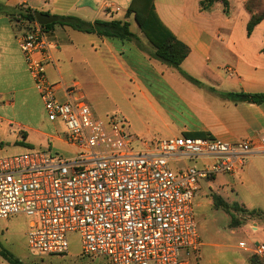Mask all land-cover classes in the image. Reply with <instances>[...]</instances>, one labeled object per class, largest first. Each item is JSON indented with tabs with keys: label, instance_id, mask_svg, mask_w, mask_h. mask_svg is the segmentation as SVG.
<instances>
[{
	"label": "built area",
	"instance_id": "obj_1",
	"mask_svg": "<svg viewBox=\"0 0 264 264\" xmlns=\"http://www.w3.org/2000/svg\"><path fill=\"white\" fill-rule=\"evenodd\" d=\"M17 25L47 118L63 121L62 141L78 154L64 159L44 150L0 159V219L29 217L28 245L40 256L66 255L68 234L78 232L83 255L107 264H190L179 252L199 247L193 208L199 180L235 177L248 160L264 159V134L236 142L175 137L134 150L121 121L96 118L74 99L75 87L59 99L60 85L47 76L57 42L36 21ZM182 161L204 163L173 171ZM252 252L264 258V244Z\"/></svg>",
	"mask_w": 264,
	"mask_h": 264
},
{
	"label": "rangeland",
	"instance_id": "obj_2",
	"mask_svg": "<svg viewBox=\"0 0 264 264\" xmlns=\"http://www.w3.org/2000/svg\"><path fill=\"white\" fill-rule=\"evenodd\" d=\"M258 4L264 9V0H260ZM207 12H211V17L208 16L210 18L207 22L203 21L204 27L210 33L222 29V34L216 38L206 54H201L197 64L183 62L179 69L162 64L149 56V52H152L151 45L142 34L133 15L129 18L130 29L139 38L135 45L141 49L137 53L141 57L132 58L134 61L129 65L124 63L118 65L105 57L104 48L95 53L87 45L88 42H80L84 45L79 48L78 56H75V50H70L73 57V64H71L73 74L76 76L74 79L82 84L87 97L84 99L85 102L96 118L106 123L112 118L121 121L120 125L127 136L135 139L131 145L134 150H141L146 145L156 146L165 139L185 137L175 128L182 122H175L173 128H165L166 124L171 123L172 118L177 117V120L186 121L189 118L188 114L193 118L194 115L199 118L204 116L202 105L206 102L204 103V99L192 96L186 91V87L191 86L196 90H202L204 85H213L216 88H211L212 92L228 99L225 96L228 93L218 88L230 80L236 82L238 76L246 80L245 74L242 76L235 71L236 57L225 50L228 48L227 45L233 47V44L222 42L221 39L223 35L230 36V32L226 30L233 27V36L236 39L234 43L238 45L237 48L245 54V57L257 54L264 43V22L256 28L253 36L248 37L246 34L247 12L240 9L237 0L232 1L229 12H226L224 6L219 3ZM226 17H230V24L225 22ZM22 31L21 28L18 33L21 34ZM119 45L125 51L132 47L127 41L120 42ZM131 53L135 54L133 50ZM66 55L68 52L63 51V56ZM206 58L209 60L207 61ZM231 74L236 77L231 79ZM207 79L211 80L210 83ZM74 91L76 94V87ZM234 91L241 92L239 88ZM53 124V133L56 136L62 137L66 134L62 120H57ZM10 129L12 131L4 132L6 136L0 132V150L4 151L0 159L44 150H50L54 155L64 159L78 154L76 148L63 142L54 140L49 142L37 136L33 140L34 147L22 146L14 142L16 128ZM203 163L182 161L173 166V171H175L174 167L199 168ZM198 185L199 191L193 208L199 247L196 251L181 250L180 259H187L190 264H240L242 259L247 257L250 264H264V258L255 256L252 252L254 245L264 244V241L260 238V233L254 235L249 229L252 222L264 220V197L259 193V187L262 190L261 185L256 181L251 182L250 179L242 180L239 176L229 177L222 174L217 175L213 180H199ZM214 196H220L231 206H244L243 210L255 211L257 214L251 215L241 210L228 213L223 208L215 206ZM232 217L240 224L239 227L232 228ZM30 223L31 219L22 214L5 220L0 219V264H9L2 256L3 254H10L23 264L108 263V259L104 257L83 255L78 232L68 234L69 251L66 255L40 256L28 245L27 234ZM242 244L245 247H241Z\"/></svg>",
	"mask_w": 264,
	"mask_h": 264
},
{
	"label": "crops",
	"instance_id": "obj_3",
	"mask_svg": "<svg viewBox=\"0 0 264 264\" xmlns=\"http://www.w3.org/2000/svg\"><path fill=\"white\" fill-rule=\"evenodd\" d=\"M201 1L203 0H154L153 3L157 15L166 27L180 41L189 46L190 55L184 62L189 61L194 64H197L201 54H206L216 38L222 34V29L210 33L204 27L203 23L209 20L211 12L201 11ZM228 1L231 9L234 0ZM237 2L240 4V9L245 11L244 6L247 0H237ZM132 3L133 0H0V5L10 10L21 8L58 18L76 17L88 23L98 20L130 23L129 18L132 15L128 16L127 12ZM246 19L248 23L250 19L248 14ZM199 22H202L201 25ZM225 22L230 24V17H226ZM21 28L22 26L17 25V22H12L9 16L0 15V132L4 135L5 131L11 130L10 128H16L14 142L22 146L34 147L33 140L37 137L49 142L52 140L63 142L61 136L53 133L54 124L47 118L42 100L20 50L18 32ZM226 31L230 32V36L223 35L221 41L233 44V47L227 45L228 48L225 50L236 57L235 71L242 76L245 74L246 80H243L241 76L237 78L231 74L230 78L236 77L237 81L230 80L218 89L225 93L237 92L234 91L237 88L252 94L264 93V54L261 53L264 43L259 48V53L245 57V54L237 48L238 45L234 43L236 39L233 36V27L227 28ZM49 32L52 40L57 41L58 46L53 51V62L47 68V76L51 83L60 85L58 97L63 101L67 100L65 90L72 87H76L74 99H87L81 82L74 79L76 76L73 74L74 70L71 65L73 57H71L70 50H75V56H78L79 48L84 45L80 42H88L87 45L95 53L104 48V56L118 65H123V63L129 65L134 61L132 58L141 57L137 55L141 49L135 45L139 41L138 37L136 41H127L133 48L129 47L125 51L119 45L120 42H124L121 40L79 33L59 25ZM132 50L135 54L131 53ZM63 51H67L68 55L63 56ZM146 58L149 59L148 56ZM206 60L208 61L209 58ZM207 80L210 83L211 80ZM211 88L216 87L204 85L202 90H196L191 86L186 87L188 93L206 102L202 105L204 116L199 118L194 115L193 118L188 114L189 118L186 121L177 120L175 117L171 119V123L165 125V128H173L175 122H182L175 127L179 134L205 132L211 137L227 142H236L248 139L255 134H264V104L256 105L224 99L212 92ZM3 152L0 150V155ZM237 176L242 180L250 179L251 182H258L262 188L261 190L259 187V193L264 197V159L248 160L244 170ZM249 229L254 235L260 233V238L264 241V220L252 222ZM248 259L244 257L240 264H250Z\"/></svg>",
	"mask_w": 264,
	"mask_h": 264
},
{
	"label": "trees",
	"instance_id": "obj_4",
	"mask_svg": "<svg viewBox=\"0 0 264 264\" xmlns=\"http://www.w3.org/2000/svg\"><path fill=\"white\" fill-rule=\"evenodd\" d=\"M260 0H247L245 3V11L250 16L246 25V34L251 37L256 28L264 22V9L259 5ZM154 0H133L132 6L129 8L127 15L134 16V20L138 24L142 34L145 36L151 45L152 52L150 57L165 64L169 67L179 69L182 63L190 55V48L188 45L180 41L177 36L161 21L156 13L154 7ZM216 3H221L226 12H229L230 3L228 0H203L200 3L201 11H209ZM36 12L17 8L10 10L0 5V15H7L12 22H34ZM59 24L61 27L70 28L74 31L97 35L98 37L107 39H116L121 41L133 42L137 40V36L131 31V24L122 21H95L94 23L84 22L76 17H61L56 24L45 26L47 30H51ZM148 53V54H149ZM264 54V47L261 49ZM185 75V74H184ZM188 77L191 81L195 82L192 78ZM228 99L234 102H242L249 104L261 105L264 104V93H247L244 91L233 92L225 95ZM187 138H207L208 134L205 132L195 134H184ZM215 206L223 208L226 212L230 211H243L257 214V212L243 210L239 205H229L220 196H214ZM240 224L232 217V228L239 227ZM9 264H23L20 260L14 258L10 254L2 255Z\"/></svg>",
	"mask_w": 264,
	"mask_h": 264
},
{
	"label": "water",
	"instance_id": "obj_5",
	"mask_svg": "<svg viewBox=\"0 0 264 264\" xmlns=\"http://www.w3.org/2000/svg\"><path fill=\"white\" fill-rule=\"evenodd\" d=\"M35 20L39 25L45 27L57 23L59 21V18L56 16H51L48 14L37 12L35 14Z\"/></svg>",
	"mask_w": 264,
	"mask_h": 264
}]
</instances>
